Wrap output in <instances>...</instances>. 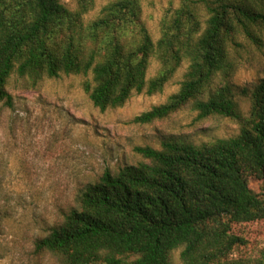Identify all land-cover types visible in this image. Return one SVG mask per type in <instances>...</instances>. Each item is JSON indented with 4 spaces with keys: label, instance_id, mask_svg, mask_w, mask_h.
Segmentation results:
<instances>
[{
    "label": "trees",
    "instance_id": "trees-1",
    "mask_svg": "<svg viewBox=\"0 0 264 264\" xmlns=\"http://www.w3.org/2000/svg\"><path fill=\"white\" fill-rule=\"evenodd\" d=\"M0 0V103L12 107L13 76L28 87L45 78L91 75L84 90L101 111L134 94L163 91L188 63L179 90L135 117L151 123L191 106L202 119L230 118L239 132L196 144L167 134L161 147H137L144 160L105 170L75 205L61 208L35 237L37 254L58 264H264L248 253L246 227L264 221V78H232L249 46L264 47V0H181L170 7L155 40L142 0ZM205 12V13H203ZM161 67L148 76L152 59ZM249 98L245 114L238 95Z\"/></svg>",
    "mask_w": 264,
    "mask_h": 264
},
{
    "label": "rangeland",
    "instance_id": "rangeland-1",
    "mask_svg": "<svg viewBox=\"0 0 264 264\" xmlns=\"http://www.w3.org/2000/svg\"><path fill=\"white\" fill-rule=\"evenodd\" d=\"M108 1L96 0L86 18L98 15ZM62 2L77 7L76 0ZM180 2L142 0L155 40L166 11ZM160 67L153 58L148 76H155ZM187 67L188 63L183 64L162 92L134 94L125 105L105 111L95 107L84 90V81L91 75L45 78L36 87L12 77L13 106L0 103V264H58L56 256L34 252L33 243L44 222L58 217L61 208L75 205L80 189L105 170L117 171L143 161L137 147L160 148L167 134L200 144L239 132L234 120L202 119L191 106L151 123L134 120L177 92ZM262 78L264 47L249 46L232 82L250 87ZM238 100L248 115L249 98L239 94ZM249 183L253 190L264 192L263 180L250 178ZM246 231L253 244L248 253L255 255L258 248H264V221L248 225ZM180 253L181 249L174 253V264H182Z\"/></svg>",
    "mask_w": 264,
    "mask_h": 264
}]
</instances>
